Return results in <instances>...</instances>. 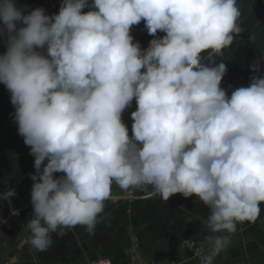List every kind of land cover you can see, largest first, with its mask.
Returning a JSON list of instances; mask_svg holds the SVG:
<instances>
[{
    "label": "clouds",
    "instance_id": "9594fccd",
    "mask_svg": "<svg viewBox=\"0 0 264 264\" xmlns=\"http://www.w3.org/2000/svg\"><path fill=\"white\" fill-rule=\"evenodd\" d=\"M241 17L239 0H61L52 14L0 0V83L34 157L33 249L50 248L60 228L94 235L113 185L205 205L206 219L195 217L207 233L199 264H214L237 225L258 219L264 60L230 94L217 62ZM141 21L146 48L132 35ZM133 100L129 135L123 113ZM14 195L7 188L0 200Z\"/></svg>",
    "mask_w": 264,
    "mask_h": 264
},
{
    "label": "crops",
    "instance_id": "0c3cea01",
    "mask_svg": "<svg viewBox=\"0 0 264 264\" xmlns=\"http://www.w3.org/2000/svg\"><path fill=\"white\" fill-rule=\"evenodd\" d=\"M18 3L26 5L27 10L39 6L52 14L58 11L61 0H18ZM239 3L243 31L224 51V55L217 57V62L224 60L227 65L221 86L229 94L235 87L247 86L250 77L255 74L250 65L264 60V0H239ZM132 35L144 48L152 38L143 21L133 26ZM4 50L0 41V53ZM260 69L264 71V61L260 62ZM135 107L133 100L131 107L123 113L126 124L132 123L130 113ZM14 111L10 93L0 83V192L7 188L16 190L21 183L31 179L30 174L35 171L34 157L17 132ZM136 193L138 196L131 202L118 197L107 200L94 235H89L83 226L60 228L51 234L53 243L46 251H37L28 243L19 247V236H29L25 223L32 214V208L24 210L20 215L18 234L0 238V264L22 260H34L37 264H93L98 258L111 264H128L126 249L131 236L136 237L141 253L150 261L158 264H199V255L180 262L177 258L185 252L180 246L185 237L204 246L207 233L201 230L200 220L206 219L209 209L196 197L184 198L179 193L167 201L157 196L150 197L145 191L137 190ZM9 199L0 200V219L9 207ZM260 208V216L255 222L237 225V232L233 235L238 238L239 245L221 251L214 264H264V203Z\"/></svg>",
    "mask_w": 264,
    "mask_h": 264
},
{
    "label": "built area",
    "instance_id": "2783aa9c",
    "mask_svg": "<svg viewBox=\"0 0 264 264\" xmlns=\"http://www.w3.org/2000/svg\"><path fill=\"white\" fill-rule=\"evenodd\" d=\"M131 135V123L126 124ZM32 180L28 179L21 183L15 190V195L9 199V207L5 212L4 216L0 219V238L5 239L9 236L18 234V228H20V215L26 210L32 208L30 202V191L32 186ZM137 191V190H136ZM136 191L128 190L122 191L118 186L113 185L111 197H118L125 202L133 201L138 195ZM110 197V198H111ZM109 198V199H110ZM15 211L18 214H13ZM15 236V235H14ZM13 236V237H14ZM26 236L21 234L19 236L18 245L23 246L26 242ZM180 246L185 249L192 251L194 255H198L204 247L202 244L197 243L189 237H185L181 240ZM126 255L128 258V264H158L154 261L148 260L140 251L139 243L135 236H131L129 246L126 249ZM93 264H111L108 260H102L98 258Z\"/></svg>",
    "mask_w": 264,
    "mask_h": 264
},
{
    "label": "water",
    "instance_id": "95a60500",
    "mask_svg": "<svg viewBox=\"0 0 264 264\" xmlns=\"http://www.w3.org/2000/svg\"><path fill=\"white\" fill-rule=\"evenodd\" d=\"M239 243L240 242H239L238 238L235 235H232L230 243L228 244V246L224 250H226L230 247H233V246H237V245H239ZM193 255L194 254L192 251L185 250L184 254L181 255L179 258H177V261L180 262L181 260L192 257ZM12 264H37V263L34 260H22V261L14 262ZM82 264H88V263L83 262Z\"/></svg>",
    "mask_w": 264,
    "mask_h": 264
}]
</instances>
